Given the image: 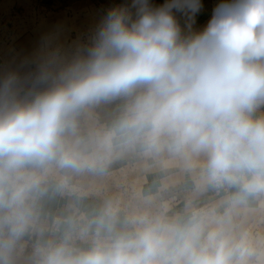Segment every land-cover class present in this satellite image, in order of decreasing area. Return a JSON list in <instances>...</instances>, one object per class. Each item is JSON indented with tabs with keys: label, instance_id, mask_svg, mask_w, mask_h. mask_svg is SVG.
<instances>
[{
	"label": "clouds",
	"instance_id": "9594fccd",
	"mask_svg": "<svg viewBox=\"0 0 264 264\" xmlns=\"http://www.w3.org/2000/svg\"><path fill=\"white\" fill-rule=\"evenodd\" d=\"M203 7L0 64V264H264V0Z\"/></svg>",
	"mask_w": 264,
	"mask_h": 264
},
{
	"label": "rangeland",
	"instance_id": "374dc122",
	"mask_svg": "<svg viewBox=\"0 0 264 264\" xmlns=\"http://www.w3.org/2000/svg\"><path fill=\"white\" fill-rule=\"evenodd\" d=\"M38 8H42L43 16H41L42 11L37 14ZM0 15L5 18L2 21L5 30L0 34L4 32L10 37L7 44L0 42V54L4 52L23 57L38 46L46 33L56 30L74 36L82 33L83 28L89 30L101 18L92 12L85 18L82 17L81 21H76V16L70 19L66 12L50 9L44 1L38 2V0H0Z\"/></svg>",
	"mask_w": 264,
	"mask_h": 264
},
{
	"label": "crops",
	"instance_id": "0c3cea01",
	"mask_svg": "<svg viewBox=\"0 0 264 264\" xmlns=\"http://www.w3.org/2000/svg\"><path fill=\"white\" fill-rule=\"evenodd\" d=\"M47 5L50 9H55L59 11H64L66 14L71 18L76 16V21H81V18H85L86 15L91 14L94 12L98 16H103L106 14L107 10L119 5L123 2V0H38V2H43ZM222 0H202L203 3V9L197 16V24L196 27L198 30H202L210 20L212 16L213 9L221 3ZM153 3L155 4H161L163 3V0H153ZM37 5V4H36ZM35 6V5H34ZM38 6V5H37ZM44 7V6H43ZM42 11V8H38L37 14L39 15V12ZM43 11L41 13V16H43ZM2 15H0V32L4 31L5 24H2V21L5 20V18ZM83 20V19H82ZM88 30L86 28H83L82 33H86ZM75 36V34H74ZM10 40V37L6 36L3 33L0 34V42L2 44H7V42ZM4 46V45H3ZM12 56L9 53L0 54V64L7 63L8 61L15 58H22L23 56L13 54ZM2 58V60H1Z\"/></svg>",
	"mask_w": 264,
	"mask_h": 264
}]
</instances>
